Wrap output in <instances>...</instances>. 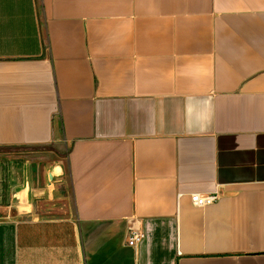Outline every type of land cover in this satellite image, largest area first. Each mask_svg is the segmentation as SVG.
Wrapping results in <instances>:
<instances>
[{"label": "crops", "instance_id": "0c3cea01", "mask_svg": "<svg viewBox=\"0 0 264 264\" xmlns=\"http://www.w3.org/2000/svg\"><path fill=\"white\" fill-rule=\"evenodd\" d=\"M0 264H264V0H0Z\"/></svg>", "mask_w": 264, "mask_h": 264}, {"label": "built area", "instance_id": "2783aa9c", "mask_svg": "<svg viewBox=\"0 0 264 264\" xmlns=\"http://www.w3.org/2000/svg\"><path fill=\"white\" fill-rule=\"evenodd\" d=\"M191 202L193 205L197 207H206L208 205L214 204L218 199L219 195L217 191L201 194V193H192L190 194ZM143 237V233L138 230H134L131 232L128 244L135 245L138 243Z\"/></svg>", "mask_w": 264, "mask_h": 264}]
</instances>
